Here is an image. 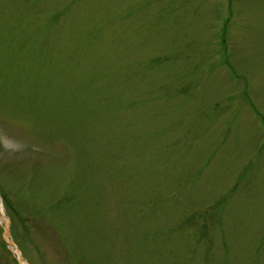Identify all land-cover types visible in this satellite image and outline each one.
I'll return each instance as SVG.
<instances>
[{"label":"rangeland","instance_id":"rangeland-1","mask_svg":"<svg viewBox=\"0 0 264 264\" xmlns=\"http://www.w3.org/2000/svg\"><path fill=\"white\" fill-rule=\"evenodd\" d=\"M31 7L0 2V264H264V0Z\"/></svg>","mask_w":264,"mask_h":264},{"label":"trees","instance_id":"trees-1","mask_svg":"<svg viewBox=\"0 0 264 264\" xmlns=\"http://www.w3.org/2000/svg\"><path fill=\"white\" fill-rule=\"evenodd\" d=\"M2 0H0V2H1ZM37 1H39V0H19V1H17L16 0V4H17V6L20 8L21 6H24V7H26V6H28L29 5V7H30V10H31V12H32V7H31V4H34L35 2H37ZM41 14V10H39V9H37V10H35L34 12H33V16L34 17H37V16H39ZM54 23V22H53ZM43 25V24H42ZM225 42H227V39L225 40ZM42 48L40 47L39 48V50H41ZM51 50V46H49V51ZM58 68V67H57ZM57 70H59V68L57 69ZM62 72V70H60L59 71V73H61ZM183 91L184 90H180V92L179 93H181V94H183ZM6 202V205L9 207V202H8V200H6L5 201Z\"/></svg>","mask_w":264,"mask_h":264},{"label":"bare ground","instance_id":"bare-ground-1","mask_svg":"<svg viewBox=\"0 0 264 264\" xmlns=\"http://www.w3.org/2000/svg\"><path fill=\"white\" fill-rule=\"evenodd\" d=\"M227 38V37H226ZM0 200H1V198H0ZM0 204H1V201H0ZM5 219H6V217H5ZM6 221H7V219H6ZM21 263L22 264H27V263H25L24 261H21Z\"/></svg>","mask_w":264,"mask_h":264},{"label":"water","instance_id":"water-1","mask_svg":"<svg viewBox=\"0 0 264 264\" xmlns=\"http://www.w3.org/2000/svg\"><path fill=\"white\" fill-rule=\"evenodd\" d=\"M12 244V243H11Z\"/></svg>","mask_w":264,"mask_h":264}]
</instances>
